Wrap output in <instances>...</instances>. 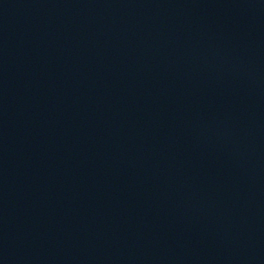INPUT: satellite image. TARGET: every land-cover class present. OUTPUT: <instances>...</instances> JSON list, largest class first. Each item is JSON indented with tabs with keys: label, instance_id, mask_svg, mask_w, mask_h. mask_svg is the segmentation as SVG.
<instances>
[{
	"label": "water",
	"instance_id": "obj_1",
	"mask_svg": "<svg viewBox=\"0 0 264 264\" xmlns=\"http://www.w3.org/2000/svg\"><path fill=\"white\" fill-rule=\"evenodd\" d=\"M0 264H264V0H0Z\"/></svg>",
	"mask_w": 264,
	"mask_h": 264
}]
</instances>
